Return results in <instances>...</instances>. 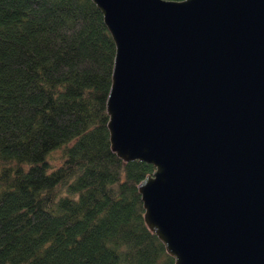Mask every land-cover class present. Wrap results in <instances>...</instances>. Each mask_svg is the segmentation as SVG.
<instances>
[{
  "label": "water",
  "instance_id": "obj_1",
  "mask_svg": "<svg viewBox=\"0 0 264 264\" xmlns=\"http://www.w3.org/2000/svg\"><path fill=\"white\" fill-rule=\"evenodd\" d=\"M109 148L172 264H264V0H91Z\"/></svg>",
  "mask_w": 264,
  "mask_h": 264
},
{
  "label": "trees",
  "instance_id": "obj_2",
  "mask_svg": "<svg viewBox=\"0 0 264 264\" xmlns=\"http://www.w3.org/2000/svg\"><path fill=\"white\" fill-rule=\"evenodd\" d=\"M114 45L91 0H0V264H172L110 148Z\"/></svg>",
  "mask_w": 264,
  "mask_h": 264
}]
</instances>
